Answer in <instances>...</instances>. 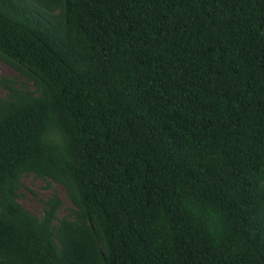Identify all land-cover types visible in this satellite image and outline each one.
<instances>
[{
    "label": "trees",
    "instance_id": "trees-1",
    "mask_svg": "<svg viewBox=\"0 0 264 264\" xmlns=\"http://www.w3.org/2000/svg\"><path fill=\"white\" fill-rule=\"evenodd\" d=\"M0 61V264H264V0H0Z\"/></svg>",
    "mask_w": 264,
    "mask_h": 264
},
{
    "label": "rangeland",
    "instance_id": "rangeland-1",
    "mask_svg": "<svg viewBox=\"0 0 264 264\" xmlns=\"http://www.w3.org/2000/svg\"><path fill=\"white\" fill-rule=\"evenodd\" d=\"M0 77L14 80L17 86H21L32 90L33 87L30 82L20 77L14 70L9 68L0 61ZM5 92L0 88V96H4ZM50 182V181H49ZM21 186L17 192L16 202L25 211L30 214L40 217L42 213L44 201L54 192L60 200V206L57 210V217L61 218L67 216L73 206L67 199L63 188L58 184L47 185L46 182L33 174H25L20 178Z\"/></svg>",
    "mask_w": 264,
    "mask_h": 264
}]
</instances>
